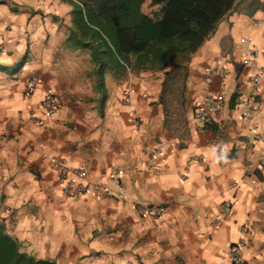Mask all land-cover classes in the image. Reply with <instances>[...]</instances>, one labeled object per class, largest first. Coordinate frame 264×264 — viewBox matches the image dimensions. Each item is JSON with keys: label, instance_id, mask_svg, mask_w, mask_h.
<instances>
[{"label": "crops", "instance_id": "1", "mask_svg": "<svg viewBox=\"0 0 264 264\" xmlns=\"http://www.w3.org/2000/svg\"><path fill=\"white\" fill-rule=\"evenodd\" d=\"M72 8L0 0V223L23 250L57 264H238L229 251L241 240L240 264H264V86L250 119L239 104L255 88L241 37L264 44V0H239L191 55L182 87L189 114L175 119L160 100L170 66L109 72L102 100L84 48L67 42ZM49 89L62 100L53 114L40 105ZM220 89L226 100L204 126L194 104ZM52 158L85 168L107 190L64 194ZM225 200L233 208L218 224ZM137 201L164 212L143 214Z\"/></svg>", "mask_w": 264, "mask_h": 264}, {"label": "trees", "instance_id": "2", "mask_svg": "<svg viewBox=\"0 0 264 264\" xmlns=\"http://www.w3.org/2000/svg\"><path fill=\"white\" fill-rule=\"evenodd\" d=\"M73 8L67 42L89 51L96 87L106 97L105 77L129 71H165L163 90L179 76H188L186 62L233 12L239 0H165L160 14L143 9L144 0H67ZM185 87V86H184ZM0 264H57L21 248L20 241L0 223Z\"/></svg>", "mask_w": 264, "mask_h": 264}, {"label": "built area", "instance_id": "3", "mask_svg": "<svg viewBox=\"0 0 264 264\" xmlns=\"http://www.w3.org/2000/svg\"><path fill=\"white\" fill-rule=\"evenodd\" d=\"M255 24L260 25L259 21ZM241 43L246 54L245 63L250 65L254 72L249 78V81L255 86L252 90L242 94L239 104L241 106V112L244 120L251 118L256 103V94L258 93V86H264V44L261 46L256 45L253 42L252 37L242 36ZM224 58V55L220 57ZM215 71L221 75H225V66H216ZM39 82V77L34 76L29 91ZM126 97H130V91L125 92ZM226 100V91L223 89L211 91L198 99L194 104V117L204 126L211 127L214 123V114L220 110ZM41 107L47 114H53L62 105V100L57 91L47 90L40 101ZM38 120V118H36ZM138 121V120H137ZM258 138L264 143V129L257 132ZM4 140L0 135V143ZM221 152V151H220ZM258 162L264 164V144L258 153ZM52 167L59 171L60 179L63 184V192L68 196H75L88 191H104L107 190L103 183H93L88 180V171L83 167H74L66 163L64 159L52 158L50 161ZM152 162L149 161L148 165ZM116 182H120V178H115ZM135 208L143 214H149L155 217H159L164 212V207L159 204L135 202ZM233 208V202L231 200H225L219 210L217 217V223L221 224L227 216L231 213ZM244 241L234 243L230 247L229 255L233 262L242 263L244 247Z\"/></svg>", "mask_w": 264, "mask_h": 264}, {"label": "rangeland", "instance_id": "4", "mask_svg": "<svg viewBox=\"0 0 264 264\" xmlns=\"http://www.w3.org/2000/svg\"><path fill=\"white\" fill-rule=\"evenodd\" d=\"M164 1L165 0H144L143 9L145 12L157 16L160 14ZM84 50H85L83 52L84 54L80 56L82 57L83 64L88 67L89 64L94 65L90 58L86 60L85 56H87V53L89 54V51L85 48ZM93 70H94V66H93ZM183 85L184 82L182 80V76H179L176 79V81L172 82L168 88H166L165 90H163L162 88L161 91L160 100L163 102V105L167 109L168 114L172 115L173 118L175 115H177L178 117H186L189 114L188 108L185 105L187 99L183 97L184 96L183 94L185 92V90H183L182 88Z\"/></svg>", "mask_w": 264, "mask_h": 264}]
</instances>
